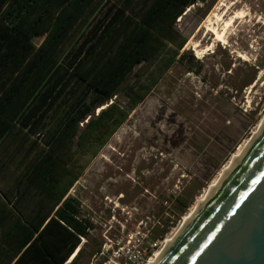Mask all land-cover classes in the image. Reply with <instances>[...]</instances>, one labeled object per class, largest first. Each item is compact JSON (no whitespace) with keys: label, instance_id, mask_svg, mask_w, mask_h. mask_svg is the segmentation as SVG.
I'll use <instances>...</instances> for the list:
<instances>
[{"label":"rangeland","instance_id":"rangeland-1","mask_svg":"<svg viewBox=\"0 0 264 264\" xmlns=\"http://www.w3.org/2000/svg\"><path fill=\"white\" fill-rule=\"evenodd\" d=\"M123 1L104 0L92 24ZM148 2L134 0L132 12ZM177 27L187 38L184 61L172 64L104 146L85 150L83 160L96 154L68 192L91 225L76 264H146L264 119V0L198 2ZM153 70L136 66L117 99L127 105V85ZM31 141L0 145V193L12 200L19 174L39 150L30 151ZM33 193L19 204L24 213L38 198ZM178 196L184 211L175 207ZM99 244L102 252L90 256Z\"/></svg>","mask_w":264,"mask_h":264},{"label":"trees","instance_id":"trees-1","mask_svg":"<svg viewBox=\"0 0 264 264\" xmlns=\"http://www.w3.org/2000/svg\"><path fill=\"white\" fill-rule=\"evenodd\" d=\"M205 1L149 0L134 13V0H124L92 24L104 0H0V145L20 137L32 140L30 151L39 147L18 176L15 199L0 193V264H67L77 250L70 264L81 258L91 225L68 192L96 154L83 160L85 150L104 146L184 61L187 38L177 20ZM145 64L154 70L127 85L123 105L121 86ZM31 190L38 198L24 213L19 204ZM176 201L179 211L188 206ZM100 252L101 244L89 254Z\"/></svg>","mask_w":264,"mask_h":264},{"label":"water","instance_id":"water-1","mask_svg":"<svg viewBox=\"0 0 264 264\" xmlns=\"http://www.w3.org/2000/svg\"><path fill=\"white\" fill-rule=\"evenodd\" d=\"M157 264H264V130Z\"/></svg>","mask_w":264,"mask_h":264},{"label":"bare ground","instance_id":"bare-ground-1","mask_svg":"<svg viewBox=\"0 0 264 264\" xmlns=\"http://www.w3.org/2000/svg\"><path fill=\"white\" fill-rule=\"evenodd\" d=\"M207 25L210 26L211 22L209 21ZM104 106L98 108V111ZM263 130H264V119L254 129V131L251 134V137H249L239 147V149L235 153H233L230 160L222 168L223 171L219 173V175L215 177V179L212 181L210 189L209 191H207L208 193L206 192V194L198 198L195 206L185 215V217H183L184 219H183V222L181 223L182 225L173 232V234L167 239L166 244L161 249H158L157 251H155L154 255L147 261L146 264H157L160 261V259L166 253V251L175 243V241H177L180 235L185 231V229L193 221L196 215L201 211L203 206L206 204L209 198L213 195L216 189L221 185V183H223V181L228 177V175L232 172V170L236 167V165L240 162V160L244 157V155L252 147L254 142L258 139L260 134L263 132ZM74 256H75V253L70 257L68 262L71 261V259H73Z\"/></svg>","mask_w":264,"mask_h":264}]
</instances>
